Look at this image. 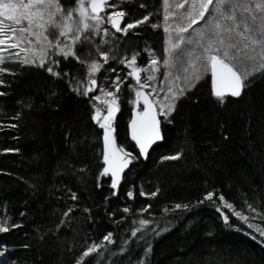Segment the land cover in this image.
<instances>
[{
    "label": "trees",
    "instance_id": "16d2710c",
    "mask_svg": "<svg viewBox=\"0 0 264 264\" xmlns=\"http://www.w3.org/2000/svg\"><path fill=\"white\" fill-rule=\"evenodd\" d=\"M123 9L125 23L152 15L127 36L113 33L110 55L160 56L162 31L150 25L161 21V0H130ZM74 70L70 63L59 69ZM12 72L0 86L7 93L0 97V218L22 226L0 233L4 262L77 264L90 242L111 233L113 243L103 240L83 264H264V236L248 227L264 229V76L221 106L205 73L177 101L171 123L159 117L163 140L144 162L124 136L129 109L119 100L116 142L135 159L112 195L96 182L101 130L91 119L98 108L91 96L72 95L42 71ZM181 152L180 159H162ZM209 192L216 196L205 200ZM219 195L248 221L222 207ZM142 219L149 223L140 225Z\"/></svg>",
    "mask_w": 264,
    "mask_h": 264
},
{
    "label": "snow or ice",
    "instance_id": "6c2138e0",
    "mask_svg": "<svg viewBox=\"0 0 264 264\" xmlns=\"http://www.w3.org/2000/svg\"><path fill=\"white\" fill-rule=\"evenodd\" d=\"M123 2L127 3L128 0H123ZM162 6L165 22L163 31L169 33V39L166 41L168 47L164 49L167 58L158 59L154 53H149L150 65L143 68L137 66L139 52L119 61L125 67L132 68V71L127 75L133 77L138 85L134 89L135 99L132 103L139 107L141 100L143 101V109L137 112L131 120L130 128L131 138L139 147L140 155L145 158L152 145L163 140L162 121L159 117H163V122L171 123L169 118L176 110L177 101L195 88L205 73H211V95L221 106L227 102L228 97L240 98L255 78L264 76V0H173L172 7L175 11H169V0H162ZM140 7L145 8L146 5L141 4ZM151 15L152 13H149L142 19L124 23L128 13L114 0H74L71 7H65L61 0H0V86H4L6 83L5 75L16 74L5 67L7 63L45 68L48 63L46 57L49 48H56L58 49L57 55L64 59L75 58L83 64L84 61L80 60L77 55V45H83L89 42L93 35L99 34L101 25L109 24L116 33L127 36L130 30L148 22ZM170 18L174 21V27L167 24ZM196 25L201 26L196 28L194 27ZM150 26L152 28L160 27L158 24ZM102 31L105 36L109 35L108 28H103ZM172 32L175 33L174 36H172ZM70 34L71 43L62 46L58 37H69ZM101 43L107 44L108 41L102 40ZM97 52L103 63L108 64L109 51H101L97 46ZM21 53L25 55L22 56ZM28 53H32L33 56L38 53V62L35 58L29 59ZM53 63L58 65L59 61H53ZM161 64L168 69L175 68L178 73L183 75H173V72L169 71L167 77L171 78V82L167 88V94L162 99L152 100L149 97L157 94L158 90L152 89L147 93L143 90L151 87L150 82L157 77L151 74L142 77L141 73H147L149 67L152 72H159ZM102 68L103 64L93 60L88 64V75L91 77ZM109 70L116 71L115 68ZM46 71L53 76H61V73L54 71L50 66L46 67ZM63 75L67 76L68 74L64 73ZM177 80L183 82V87L175 85ZM113 85L115 92L101 89L106 97H111V99L103 101L107 114L101 120V110L96 108L91 119L103 130L104 166L99 173L98 180L101 177L110 176V187L117 190L121 184L122 173L135 157L116 144V129L113 122L119 111L116 95L120 91L118 75L113 81ZM96 87H98L97 81L90 79L88 86L77 83V86L71 90L77 95L87 97L89 93L96 90ZM5 95H7L6 92L0 91V97ZM93 99L99 101L100 96L97 95ZM15 118L19 119V116ZM181 155L182 152L162 159L177 160ZM84 170L80 169V171ZM157 192L146 194L141 191L140 195L155 196ZM112 194L116 195L117 192L114 191ZM127 195L129 198H134L131 191ZM214 196L216 193L209 192L204 199L212 200ZM71 199H77L75 193L71 194ZM218 199L222 202V207L229 209L234 216L244 222L248 221V217L235 211L233 205L225 201L223 195H219ZM175 207L187 208L188 206L177 204ZM147 210V207L142 209V211ZM217 210L220 211V209ZM249 210L256 212V209L251 205H249ZM72 211L73 208H69L63 215L67 217ZM123 211L128 212L129 208H124ZM21 215L23 216L24 213ZM257 215L261 214L257 213ZM228 219V216L224 215L225 223L228 222ZM9 220L10 217L0 218V233H6L13 228L22 226L9 224ZM139 223L144 226L149 221L142 219ZM248 227H255L264 236V229L251 223L248 224ZM136 231L132 232L133 236L136 235ZM40 239H43V236ZM103 240L113 243L111 233L106 235ZM101 247H103L102 243L95 242L88 246L77 264H83L85 258L90 257L93 253L99 254Z\"/></svg>",
    "mask_w": 264,
    "mask_h": 264
},
{
    "label": "rangeland",
    "instance_id": "374dc122",
    "mask_svg": "<svg viewBox=\"0 0 264 264\" xmlns=\"http://www.w3.org/2000/svg\"><path fill=\"white\" fill-rule=\"evenodd\" d=\"M114 2L118 3L121 5V7L123 8L124 4H129L130 0H128L127 3H124L123 0H114ZM61 3L65 6V7H71L74 4V0H61ZM173 5V0H169V11H175V9L172 7ZM129 7V5H128ZM109 11H111V9H109ZM160 18L161 21L159 22L161 31H162V53L160 54V56L156 57L158 59H162V58H167L166 54L164 52V49L166 47H168L166 41L169 39V33H165L163 31V28L165 26V22L163 19V6H162V0H161V11H160ZM78 19V17H77ZM125 23V21H124ZM167 24H171L173 25V27L175 26L174 21L172 18H170L167 21ZM201 25H196L194 27L199 28ZM123 27V26H122ZM103 28H108L109 30V35L105 36L103 34L102 29ZM175 33L172 32V36H174ZM71 34L69 35V37H58V39L61 41V45L63 46L64 44H70L71 43ZM108 41L107 44L101 43V41ZM115 42H117V38L113 35L112 30L110 29V25L109 24H103L101 25V32L97 35H93L90 39L89 42L83 44V45H77L76 51H77V55L80 57V60L84 61V63H80L78 62L75 58H68V59H64L62 56L57 55L56 53L58 52V49L56 48H49L48 50V55L46 57L47 59V65L46 67H52L54 69V71L59 72L60 69V65H64V64H72L74 66V71H63L61 72V76L57 77V76H53L50 73H48L46 71V67L45 68H41L35 65H28V66H24L21 65L19 63H12L10 65H8L9 63H7L5 65V67H7L8 69L15 70L17 68L20 67H28L29 69H35L37 71H42L45 74L49 75L50 77H52L54 80H62L67 87V91L69 93H71L72 95H75L77 97H84L81 95H77L74 91H72L71 89L77 86V83L81 84L82 86H88V81L90 79H95L97 81V85L98 87H96V90L93 91V95L91 96V99L95 102L96 107H98L100 110L104 111V113L106 112V105L103 103L104 100L106 99H111V97H106L104 95V92L101 91V89H104L105 91H111V92H115V87L113 85V81L115 80V78L117 77V75L120 77V91L118 93H116L117 97H118V101L121 100L123 102H125L126 108L125 109H131L133 106H136L135 104L132 103V101L135 99V92L134 89L138 87V85H136L135 80L133 79V77L128 76L127 73L132 71V68L130 67H125V65L120 64L119 61L121 59H123L124 57H130L132 54H123V55H115L112 56L110 55V60L108 64H104L103 60H101L98 52H97V46L100 48L101 51H109V54L111 52V45L114 44ZM46 43V42H45ZM35 47V46H34ZM16 51V50H13ZM199 54V53H197ZM21 55H25L24 53H21ZM29 59H37L38 62V53L36 56H33L32 53H28ZM93 60H97L99 61L101 64H103V68L99 71L94 73L91 77L88 75V64L93 61ZM150 60L151 57L150 55H147L146 57H142L141 59L137 60V66L139 67H148L150 65ZM53 61H59V64H55L53 63ZM13 64H16L15 66H13ZM160 67V71L159 72H152L151 68L149 67V71L147 73H141V76L144 77L148 74L154 75L157 78L153 81L150 82L151 87L149 88H145L144 90L147 92H151L152 89H157L158 92L157 94H154L153 96H150L152 100H159L162 99L166 94H167V88L171 82V78L167 77V73L169 71L173 72V75H183L182 73H178L177 69L173 68V69H168L165 68L162 64L159 66ZM110 68H115L116 71L112 72L109 69ZM202 70V68H201ZM67 73V76H64L63 74ZM209 76H210V85H211V73L208 72ZM8 77L11 75H7ZM4 80L6 82V75L4 76ZM175 85H178L180 87H183V82L181 80H177L175 81ZM1 88V87H0ZM212 88V85H211ZM2 90V89H0ZM99 95L100 96V100L97 101L95 99H93V97ZM90 97V96H89ZM137 107V106H136ZM137 109H140V105L139 107H137ZM128 111V110H127ZM140 111V110H139ZM158 111V109H157ZM1 117V116H0ZM3 118V117H2ZM163 118V117H162ZM101 130V128H100ZM124 136L126 138V133L124 131ZM127 139V138H126ZM128 142V141H127ZM2 152L0 151V154ZM100 173V172H99ZM99 176V174H98ZM98 176L96 177V182H98V184L104 183L106 184V186L108 185L109 182V178L108 177H101L98 180ZM2 212V211H0ZM222 212V211H220ZM65 217L62 220H64ZM60 221V225L62 224ZM10 224H17L16 221L14 222H9ZM108 233H106L105 235H102L97 239H94L92 242L89 243V246L91 244H93L94 242L97 244L102 243L103 238L107 235ZM6 258V252L4 250H0V264H10L8 261L2 260Z\"/></svg>",
    "mask_w": 264,
    "mask_h": 264
},
{
    "label": "water",
    "instance_id": "95a60500",
    "mask_svg": "<svg viewBox=\"0 0 264 264\" xmlns=\"http://www.w3.org/2000/svg\"><path fill=\"white\" fill-rule=\"evenodd\" d=\"M121 27H122V24H121ZM110 29H111L113 32H115V29L111 28V25H110ZM143 91H145V90H143ZM145 92H146V91H145ZM146 93H147V92H146ZM92 95H93V92L89 93V95H88L87 97L92 96ZM84 97H85V96H84ZM87 97H85V98H87ZM149 99H151V98L149 97ZM140 106H141V108L143 109V101H142V100H141ZM142 109H141V111H142ZM137 112H139V111L137 110V107H136V106H133V107L130 109V117H129V120L127 121V123H126V138H127L128 143H129L130 145H132L133 148H134V150L136 151L139 160L142 161V162H144V161L146 160V158H145L144 156H141V155H140L139 147L137 146L136 142H135L134 140H132V138H131L130 122H131V120L136 116V113H137ZM106 114H107V112H105L104 114L101 112V120H102V117H103L104 115H106ZM116 115H117V113H116ZM116 115H115V117H116ZM92 121H93V120H92ZM93 123H95V122L93 121ZM102 133H103V130L101 129V136H100V142H101V162H102V168H103L104 165H103L102 151H103L104 145H103V140H102ZM160 142H161V141H158L157 143L153 144L152 147L148 150V153H149V151H150L155 145L159 144ZM116 144H117V142H116ZM117 146H118V145H117ZM128 168H129V166H128ZM128 168H126V169L124 170V172L122 173V176H123V174L127 171ZM108 178H109V184H108V188H109V190H110L112 193H113L114 191L117 192V190H113V189H111V187H110L111 177L109 176ZM112 195H113V194H112Z\"/></svg>",
    "mask_w": 264,
    "mask_h": 264
},
{
    "label": "flooded vegetation",
    "instance_id": "af4514ba",
    "mask_svg": "<svg viewBox=\"0 0 264 264\" xmlns=\"http://www.w3.org/2000/svg\"><path fill=\"white\" fill-rule=\"evenodd\" d=\"M122 26H123V24H122ZM113 33H116V32H113ZM116 34H121V33H116ZM147 92V91H146ZM151 98V97H150ZM141 106H140V109H137L138 111L140 110L141 111ZM119 112H120V106H119V111L117 112V115H116V117H115V119L117 118V116H118V114H119ZM104 114V113H103ZM129 117H130V110H129V112H128V117L126 118V121H125V133H126V123H127V121L129 120ZM114 122H115V120H114ZM114 122H113V124H114Z\"/></svg>",
    "mask_w": 264,
    "mask_h": 264
}]
</instances>
